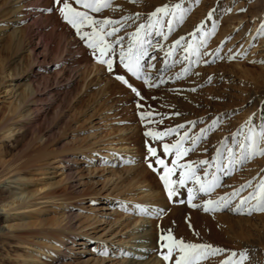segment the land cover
<instances>
[{
    "label": "rangeland",
    "instance_id": "1",
    "mask_svg": "<svg viewBox=\"0 0 264 264\" xmlns=\"http://www.w3.org/2000/svg\"><path fill=\"white\" fill-rule=\"evenodd\" d=\"M69 2L77 10H84L74 0ZM177 3L190 9L185 20L177 22L169 34L167 21L171 17H162L163 28L157 25L145 37L150 43L145 45L148 54L142 63L153 82L159 85L149 88L127 73L119 65L118 57L114 58L112 73L97 64L92 51L62 19L57 5L53 4L52 11L62 26L43 43L52 29L48 27L36 34V28L18 18L17 2L0 0V127L11 117V108L17 107V112H21L17 115L24 116L15 124L19 132L15 131L10 139H0V212L1 205L10 196L20 193L28 197L25 213L7 218L0 213V264H21L19 257L34 254L40 242L55 245L42 250L38 258L29 259L27 264H152L155 261L166 264L159 254L167 252L160 247L166 241H160V236L169 231L186 243L209 244L227 250L202 264H222L228 252L239 253L245 249L249 254L248 264H264V213L249 216L229 209L205 213L190 207L187 189L198 188L191 181L169 200L158 173L148 167V163L158 166L155 157L147 152L149 146L156 148L157 154L171 166L174 155L165 157L162 143H174L187 131L184 147L191 148L192 139L206 130L195 150L179 161L193 164L202 180L205 170L208 180L213 176L219 180V186L211 194H197L192 201L197 205L208 199L230 196L249 181L254 188L264 178V157L246 162L231 174L224 170L228 149L234 153L240 151L242 135L234 143L233 134L241 130L246 133L247 128L242 126L250 118L251 126L257 130L264 126V63H258L264 61V34L259 31L264 24V0H200L199 4L195 0L138 3L113 0L110 8L89 14L97 20L118 22L115 26L120 31L108 39L123 37L126 47L137 27L148 23L151 12L165 4ZM21 9L26 16L27 5ZM210 11H214L213 18L207 20ZM201 22H205V31H210L213 24L216 31L201 48L203 55L199 62L195 56L183 59L182 47L173 57H167L166 53L181 37L191 41L190 33ZM253 27L256 32L251 36ZM161 30L163 35H157ZM26 48H40V51L32 58ZM230 55L237 59L230 61ZM3 71H9L11 77L2 82ZM116 75H123L143 99L117 81ZM178 75L182 78L177 79ZM5 80L8 82L4 83ZM29 89L34 94L21 104L23 92L28 94ZM138 104L143 107H137ZM146 111L153 112L150 119L156 123L141 121L140 114ZM213 121H218L215 127H212ZM179 125H184L179 133L163 141H153L144 135L146 131L163 132ZM118 141L131 150L124 160L117 158L111 162L115 170L112 174L101 171L105 159L90 161L88 154L71 152L92 146L91 156L96 151L105 154L108 151L104 148ZM222 143L224 150L217 160ZM55 157L59 163L51 162ZM129 160L133 163L129 164ZM199 161H208V164L199 165ZM9 168L15 173L5 175ZM180 171L173 179H178ZM22 180L24 184L19 182ZM253 188L242 191L232 206ZM150 190L158 194L151 209L158 210L159 216L143 215L137 208L146 206L144 197ZM143 192L142 202L135 207L123 200L126 194L141 197ZM142 219H149L150 223L141 225ZM8 226L14 228L8 229ZM142 227L145 229L139 236L149 233L143 242L146 249L133 245L136 239H131L134 231ZM63 228L71 230L65 243H57L56 237L42 239ZM68 238L71 239L68 241ZM83 240L87 242L85 247L81 244ZM68 247L73 249L67 250ZM48 252H53V257L47 260L43 254ZM102 252L106 255H101ZM175 255L167 264H173Z\"/></svg>",
    "mask_w": 264,
    "mask_h": 264
},
{
    "label": "snow or ice",
    "instance_id": "2",
    "mask_svg": "<svg viewBox=\"0 0 264 264\" xmlns=\"http://www.w3.org/2000/svg\"><path fill=\"white\" fill-rule=\"evenodd\" d=\"M131 2L138 3L142 2V0H131ZM74 3L84 10H77L69 0H54V4L58 6L62 19L75 30V34L79 39L92 51V56L97 64L104 66L109 73H112L114 71V64L116 63L114 58L118 57L119 65L136 80L142 81L143 84L149 88L159 86L154 83L152 77L147 74L145 66L142 63L148 54L145 45L146 43H150L145 37L150 34L148 30L155 29L157 25H159L161 29L163 28L164 21L162 17H171L167 21L168 33L170 34L177 22L182 23L185 20L190 9L184 8L180 3L172 6L165 4L162 7H157L155 11L151 12L148 16V23L140 24L137 30L132 33L125 47L123 44V37L116 38L115 40L108 39L109 37H115L117 32L120 31V29L115 26L118 22L110 19L97 20L89 14V12L101 13L103 9L110 8L113 0H74ZM195 3L199 4L200 0H195ZM213 15L214 11H210L206 19L212 20ZM129 19H131V17H129ZM136 19H139L138 15ZM85 28L91 29V31H84ZM215 31V24L212 25L210 31H205V22H201V24L197 25L196 29L190 33V42H188L186 37H181L169 49L166 56L173 57L176 50L182 47L185 53L183 59L188 60L195 56L197 57V62H199V58L203 55L201 48L207 45L208 37L214 35ZM259 31L261 34H264V24L261 25ZM156 34L163 35V32L162 30L157 31ZM164 38L167 39L166 36ZM117 48H119L118 52ZM244 55H246V53ZM244 55H239V58H244ZM216 58H219V53L216 54ZM228 59L231 61L237 59V56L230 55ZM258 63H264V61H258ZM180 78H182V76L178 75L177 79ZM115 79L128 86L137 97L143 99L140 92L129 84L128 80L123 75H116ZM137 107L143 106L138 104ZM152 116V111H146L140 114V119L141 121L156 123V121L150 119ZM217 122L218 121H213L212 127H215ZM251 125L252 120L250 118L249 121L242 126V129L245 127L247 128L246 133L241 130L233 134L234 143L236 142L237 136L242 135V139L239 141V153H234L231 148L228 149L227 168L224 169L228 174H231L233 170L243 166L246 162L257 157H264V126H261L259 130H257ZM183 127L184 125H179L177 128H168L163 132L146 131L144 135L146 137H151L153 141H163L165 137L178 134L179 129ZM204 131L206 130H202L200 136L192 139L191 148L184 147V144L188 140L187 131L184 132V135L179 136L174 143H162L164 156L168 157L174 155L171 166H169L166 159L161 158L157 154L156 148L147 147V152L150 156L155 157V164L158 166L153 167L152 163H148V167L152 171L158 173L169 200L178 194L180 188H185L188 182L191 181V183L198 186V188L195 190L193 188L187 189L188 204L190 207L200 208L205 213H215L224 209H229L236 214L249 216L253 213H264V178H261L255 184L254 188L252 181H249L247 184L242 185L239 189L232 192L230 196H222L217 200L208 199L202 205L192 203V201L197 198L198 193L209 195L219 186L217 177L213 176L211 180L207 179V170H205V179L202 180L201 177L197 175L196 168L193 164L179 163L183 156L195 150V146L203 137ZM223 150L224 144L222 143L221 149L217 152V160H219ZM145 159L147 160L148 157H145ZM128 163L131 164L133 161L129 160ZM198 163L199 165H206L208 161H199ZM160 168L163 169L162 173L159 172ZM178 170H181L178 179H173V176H175ZM217 170H220L219 164H217ZM246 188H253V190L249 192L247 196L240 198L235 206H232V201L239 197L240 193ZM137 208H139L140 213L143 215H151L153 213L157 216L160 215V212L155 209H149L139 205ZM160 241H166V243H162L160 247L161 249L166 248L167 252L164 253L160 251L159 253L166 264L172 261L174 254L176 255L173 264H202V262L209 257L223 255L227 251L209 244L186 243L182 239H176L170 231L167 235H161ZM101 255H106V253L102 252ZM248 261L249 254L248 250L245 249L239 253L236 251L228 252L227 258L222 261V264H248Z\"/></svg>",
    "mask_w": 264,
    "mask_h": 264
},
{
    "label": "bare ground",
    "instance_id": "3",
    "mask_svg": "<svg viewBox=\"0 0 264 264\" xmlns=\"http://www.w3.org/2000/svg\"><path fill=\"white\" fill-rule=\"evenodd\" d=\"M11 2H17L18 6H19L17 8V10H18V12H20V13H18L19 14L18 15V18L25 19V22H29L30 27L36 28V32H35L36 34L39 35L40 33L44 32L46 29H48V27H50L52 29V31L47 34L48 36L46 35L47 38L46 39H43V43L45 41H48L49 40V37L51 36L50 35L51 33H54L55 34V30L58 29V27L62 26V25H60V22L58 20V17H56V15H54L53 14V11H52L53 8L55 9V7H53L54 0H11ZM25 3L27 5V13H26V16H24V14L22 15V12H21V10H22L21 8L22 7L23 8L26 7ZM19 9H21V10H19ZM255 32L256 31H255V29L253 27V30L251 31V36L254 35ZM40 38H41V35H40ZM37 41H39V43L42 44L41 43L42 41H40V39L37 40ZM41 48H43V47H41ZM27 51H29V56H32V58H33V57L37 56V54H39L40 48H28ZM2 73L4 75L3 76V79L1 80L2 82H3L4 79H7L8 77H11V73L9 71H6V72L3 71ZM5 82H8V80H5L4 83ZM8 84L10 85V83H8ZM25 92H23L22 97L20 98V100L22 102L21 104H23L25 102V99H27L29 96H32L34 94V91L31 90V89H29L28 94L25 93ZM20 100H19V102H20ZM17 109H18L17 107H15L14 109L11 108V110H10L11 117L9 119L6 118V123L3 124L0 127V139H10L14 135L15 131H17V132L20 131V128H18L17 126H15V124L18 122V119H21L24 116L21 115V114L17 115V113H21V112H17ZM8 121L11 122V124H7ZM118 143H119V141L117 143L116 142L113 143L112 145H110L108 147H105L104 150L105 151H108L105 154H102L101 152L96 151V152H94V156H91L90 154H91V152L93 151V148H94L92 146L86 147V149H80L79 148L80 150L78 148L77 149H72L71 152H72V154L73 153L75 154L77 151L78 152H81L83 155L88 154V155H86V157L90 161H94V160H97L98 161L100 159H105L104 162H106V164H101V165H103V169L101 171L102 172H106V174L107 173L108 174H112L115 170L113 169V165L111 164V162H113V160H116L117 158H121V159L123 158L122 160H124V157H126L128 155L127 153H129L130 150H131V147L130 146L125 147V146H122L121 144H118ZM117 156H120V157H117ZM56 158L57 157L53 158L51 162L52 163H59V161H57ZM104 166H107V167H104ZM14 171L15 170H12V169L9 168L8 172H6L5 175L10 174V173L13 174V173H15ZM24 181L25 180H22V181H19V182H22V184H24L25 183ZM22 191H23V189L20 190V192H22ZM141 194H143L141 197H136V194H134V193L133 194H126L123 197V200L125 202L131 203V206L135 207V205H137L138 203H140V201L142 202L141 199L144 197L145 192H143ZM155 196H158V194L155 195V192L154 191H151V190H150V192L147 191V193L145 194V197H144V199H146V201L144 202L146 206H144V207H147L149 209L154 208V206H155L154 202L156 201L155 200L156 199ZM27 199H28L27 196H24L23 194H20V193L15 194L13 196H10V200L7 201V202H4L1 205V212L0 213H3L6 218L7 217H11L12 215H15V214L18 215V214L25 213V209L27 208L26 205L28 204L27 203ZM129 209L132 210V208H129ZM139 221H140V224L141 225L143 223L144 224L150 223L149 222V219H146V220L145 219L144 220L142 219V220H139ZM57 224H59V223H57ZM56 226H58V225H56ZM91 227H92V229H94L93 226H91ZM91 227H89V228H91ZM7 228L8 229L14 228V226H8ZM144 229L145 228L142 227V229L137 230V231H134V233L132 234L133 236H132L131 239H133V238L136 239L135 240L136 243L133 244V245L138 246V247H142V248L146 249L147 245L143 244V242H145V240L147 239L146 237L148 236L149 233H147V231H146L145 232V235L144 234L142 236H139L138 235L139 232L144 231ZM69 231H71V230H68V228H63L60 231H53V233H51L50 236H49V234L46 235V236H42L43 237L42 239H46L47 238L48 240H50V239L56 237L57 238V240H56L57 243H62V242L65 243L64 242V239L66 238L67 235H69ZM92 238H94V235H93ZM69 239H71V238H68V241H69ZM96 239L100 240L99 237H97ZM76 243H77V241H76ZM81 244L84 245V247L87 246V242H85L84 240L82 241ZM44 245H43V242H40L38 244V246H36L34 248V252H33L34 254H27L25 256L21 255L19 257L20 260H21V264H27V261L29 259H35L34 257H37V256H39L40 254L43 253L42 250L47 249L49 247H53L55 244H53V243L48 244L50 246H46L47 244H44ZM42 247H43V249H42ZM66 249L67 250H70V249H73V248L68 247ZM84 251H87V250L85 249ZM65 253H67V252H65ZM52 254H53V252H48V253H45L43 255H44V258H46L48 260V258L51 259L53 257ZM33 264H36V263H33ZM152 264H158V262L155 261Z\"/></svg>",
    "mask_w": 264,
    "mask_h": 264
}]
</instances>
